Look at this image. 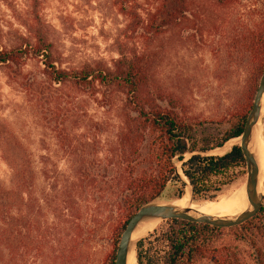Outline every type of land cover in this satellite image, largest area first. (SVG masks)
<instances>
[{
	"label": "rangeland",
	"instance_id": "374dc122",
	"mask_svg": "<svg viewBox=\"0 0 264 264\" xmlns=\"http://www.w3.org/2000/svg\"><path fill=\"white\" fill-rule=\"evenodd\" d=\"M263 16L264 0H231L227 5L192 0L188 20L155 39L156 81L180 100L182 114L198 130L219 133L230 113L246 103L245 86L252 71L237 36L239 30L254 28ZM128 20L115 0H0V47H19L42 35L51 44L57 66L112 68L119 56L117 44L126 39ZM21 68L20 74L16 66L0 64V127L12 134L28 157L25 203H15V213L26 214L28 239L1 264H103L113 247L114 228L125 214L117 207H97L96 199L114 201L110 192L94 188L92 194L91 188L80 194L75 168L81 163L91 171L100 167V174L103 168L106 173L99 182H109L111 170L99 159L115 143L124 95L104 90L109 107L98 102L102 94L96 99L71 84H53L56 89L32 95L21 84L31 77L44 81L42 59H28ZM260 123L259 135L264 138V114ZM235 173L234 181H245V167ZM0 183L4 188L15 186L1 150ZM174 192L168 185L158 200L179 199L172 198ZM187 192L191 195L188 186L183 197ZM85 198L92 199L91 207L77 211ZM164 228L162 220L155 229ZM164 252V243L151 237L143 244L141 261L135 251L132 264H161Z\"/></svg>",
	"mask_w": 264,
	"mask_h": 264
},
{
	"label": "trees",
	"instance_id": "16d2710c",
	"mask_svg": "<svg viewBox=\"0 0 264 264\" xmlns=\"http://www.w3.org/2000/svg\"><path fill=\"white\" fill-rule=\"evenodd\" d=\"M216 2L227 5L231 0ZM115 3L129 20L124 29L126 39L117 44L119 56L113 61L112 68L90 64L69 69L57 66L51 44L42 35L33 43L0 47V64L14 65L20 74L26 60L42 59L44 81L31 77L29 82L21 84L32 95L41 96L44 90L56 89L53 84H71L96 99L98 94H102L98 102L108 107L109 95L104 90L112 88L124 95L118 108L120 123L115 143L105 151L104 159H99V162H106L111 170L109 182H104V185L99 182L105 172L103 168L102 174L100 167L91 171L83 163L75 168L80 194L89 193L91 188L92 194L94 188L110 192L115 202L96 199L97 207H117L125 214L114 228L113 247L103 264H114L120 234L137 208L160 198L168 185L175 188L172 198L183 197L186 182L178 172H182L191 185L194 198L214 199L235 180V169L245 167L238 145L221 155L202 153L241 134L258 77L264 68L263 16L254 28L239 30L237 36L252 71L245 86L248 91L246 103L230 113L219 133L200 131L195 122L182 114L180 100L158 85L155 76L157 53L153 49L158 36L188 20L192 0H143L142 3L138 0H115ZM96 126L100 132V124ZM0 150L15 184L4 188L0 183L1 264L7 262L16 249L27 244L26 214L15 213V203H25V189L30 176L25 150L12 134L3 132L2 127ZM97 150L101 152V148L97 147ZM177 163H180L179 168ZM83 201L84 204H77L79 212L91 207V198ZM165 223L166 228L154 229L136 242L138 262L141 261L144 242L152 237L165 245L161 264H247V261L264 264V198L258 212L238 225L218 227L179 218L167 219Z\"/></svg>",
	"mask_w": 264,
	"mask_h": 264
},
{
	"label": "water",
	"instance_id": "95a60500",
	"mask_svg": "<svg viewBox=\"0 0 264 264\" xmlns=\"http://www.w3.org/2000/svg\"><path fill=\"white\" fill-rule=\"evenodd\" d=\"M263 92L264 68L259 76L253 95L252 104L246 115L241 134L238 137L231 138L233 140L229 143V145L226 143L231 139L227 140L225 143H223V145L217 148L202 153L206 155H221L229 151L234 145H238L240 147L245 160L246 178L244 183L245 192L250 207L234 217H227L198 213L191 211L189 208H178L171 204L159 203L158 199L146 202L137 208L127 220V223L123 228L116 245L114 264H127V254L130 249L132 232L138 223L144 219L159 218L161 220H167L179 218L192 222H203L218 227H229L243 223L258 212L264 198V192H259L257 189L259 168L256 158L249 147V143L252 138L253 130L260 118L261 99ZM219 150H221V152L217 153L216 151ZM189 155L190 154H187L186 156ZM179 164L180 163H177L176 165L178 168ZM178 174L186 182V186L190 188V193L193 196L191 185L187 181L186 177L182 174V172H178Z\"/></svg>",
	"mask_w": 264,
	"mask_h": 264
},
{
	"label": "bare ground",
	"instance_id": "6f19581e",
	"mask_svg": "<svg viewBox=\"0 0 264 264\" xmlns=\"http://www.w3.org/2000/svg\"><path fill=\"white\" fill-rule=\"evenodd\" d=\"M264 114V92L261 99L260 118L253 130L252 138L249 143V147L253 152L258 168V186L259 192H264V138L259 135V129L261 127L260 120ZM261 130V129H260ZM262 133V132H261ZM233 140V139H232ZM230 140L226 144L232 141ZM190 189V188H189ZM223 190V189H222ZM159 203H167L174 205L178 208H189L191 211L204 213L213 216H227L234 217L240 212L250 207L248 202L245 183L241 179L234 181L228 189L220 193L219 196L209 200H193L192 196L187 194L184 197H180L175 201H158ZM162 222L159 218H147L138 223L131 235L130 249L127 254V264H132L135 256V244L136 239L143 237L150 231L157 228Z\"/></svg>",
	"mask_w": 264,
	"mask_h": 264
}]
</instances>
